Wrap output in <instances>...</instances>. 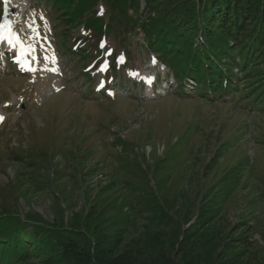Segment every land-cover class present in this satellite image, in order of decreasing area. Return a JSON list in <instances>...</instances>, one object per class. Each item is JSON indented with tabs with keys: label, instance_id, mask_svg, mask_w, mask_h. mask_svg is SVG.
Returning <instances> with one entry per match:
<instances>
[{
	"label": "rangeland",
	"instance_id": "374dc122",
	"mask_svg": "<svg viewBox=\"0 0 264 264\" xmlns=\"http://www.w3.org/2000/svg\"><path fill=\"white\" fill-rule=\"evenodd\" d=\"M42 2L0 0V213L53 232L29 264H264V86L235 99L256 74L227 103L167 93L139 24L76 74L59 47L87 19L52 25Z\"/></svg>",
	"mask_w": 264,
	"mask_h": 264
},
{
	"label": "trees",
	"instance_id": "16d2710c",
	"mask_svg": "<svg viewBox=\"0 0 264 264\" xmlns=\"http://www.w3.org/2000/svg\"><path fill=\"white\" fill-rule=\"evenodd\" d=\"M97 1L108 5L107 16L92 14L86 18L85 13ZM44 2L50 12L56 14V23H68L65 29L75 20L87 19L85 28L93 37L119 35L122 30L135 33L134 27L139 24L144 47L176 75L180 86L185 76L191 78L198 95L216 97L221 87L223 94L235 92L236 82L243 75L256 74L243 85L253 83L249 88L264 86V0ZM68 37L67 34L65 39L69 40ZM261 60L262 64L257 66ZM177 94L183 96L185 92ZM3 216L0 220V264H29L49 246L47 240L53 232L31 222L18 224L14 213L9 211L0 213V218ZM27 225L31 226L30 231ZM95 258V264H111Z\"/></svg>",
	"mask_w": 264,
	"mask_h": 264
},
{
	"label": "snow or ice",
	"instance_id": "6c2138e0",
	"mask_svg": "<svg viewBox=\"0 0 264 264\" xmlns=\"http://www.w3.org/2000/svg\"><path fill=\"white\" fill-rule=\"evenodd\" d=\"M101 14H102V13H101ZM5 27H8V26H7V25L0 24V29H3V28H5ZM2 40H3V36H0V41H2ZM17 42H19V41H17ZM102 46H103V45H102ZM28 51H31V49L29 48ZM29 70L34 71L35 69H29ZM101 70H104V69H101ZM3 119H4V117H0V122H2Z\"/></svg>",
	"mask_w": 264,
	"mask_h": 264
}]
</instances>
